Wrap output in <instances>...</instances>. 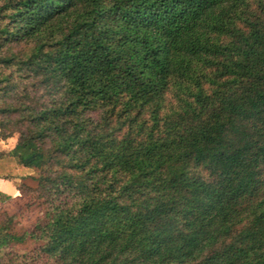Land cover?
<instances>
[{
	"label": "trees",
	"instance_id": "obj_1",
	"mask_svg": "<svg viewBox=\"0 0 264 264\" xmlns=\"http://www.w3.org/2000/svg\"><path fill=\"white\" fill-rule=\"evenodd\" d=\"M14 135L0 264H264V0H0Z\"/></svg>",
	"mask_w": 264,
	"mask_h": 264
},
{
	"label": "rangeland",
	"instance_id": "obj_2",
	"mask_svg": "<svg viewBox=\"0 0 264 264\" xmlns=\"http://www.w3.org/2000/svg\"><path fill=\"white\" fill-rule=\"evenodd\" d=\"M15 141L16 135L4 143H0V152L9 151L15 144ZM36 178L37 171L20 166L15 159L4 157L0 160V182L9 183V188L11 190L9 192H13L16 186L22 183L34 188L36 186ZM0 212H5L9 216H14L12 233L18 236L29 231L36 220L42 215L39 203L34 198L26 196L16 197L0 203ZM33 246V241L27 240L18 245L17 249L24 252L26 249L32 248Z\"/></svg>",
	"mask_w": 264,
	"mask_h": 264
},
{
	"label": "crops",
	"instance_id": "obj_3",
	"mask_svg": "<svg viewBox=\"0 0 264 264\" xmlns=\"http://www.w3.org/2000/svg\"><path fill=\"white\" fill-rule=\"evenodd\" d=\"M5 141H0V143H4ZM13 147V146H12ZM11 147V148H12ZM3 151V150H1ZM10 158V157H9ZM11 191L10 188H9V183L8 182H0V193L10 197V200L11 199H14L16 197H20V194L17 190V186L16 188L13 190V192H9ZM18 195V196H17Z\"/></svg>",
	"mask_w": 264,
	"mask_h": 264
}]
</instances>
